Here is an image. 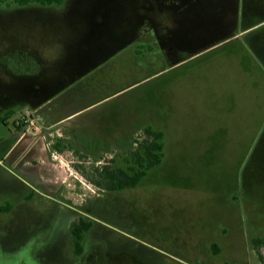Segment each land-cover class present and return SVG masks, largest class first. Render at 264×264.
Instances as JSON below:
<instances>
[{"label": "rangeland", "instance_id": "rangeland-1", "mask_svg": "<svg viewBox=\"0 0 264 264\" xmlns=\"http://www.w3.org/2000/svg\"><path fill=\"white\" fill-rule=\"evenodd\" d=\"M257 2L256 21L264 19V0ZM168 4L71 0L28 13L40 6L0 0V115L13 111L0 123V206L10 204L0 210V264H261L252 238L264 240V141L259 153L256 128L264 125V92L255 89L263 97L254 126L246 101L226 105L227 90L238 86L226 69L245 55L239 40L169 66L167 51L185 35L176 32ZM158 24L170 28L163 36L168 45L138 42L141 25L151 31ZM195 34L197 40L218 35L201 26ZM245 39L264 47V21ZM25 59L40 61L37 70V62ZM71 82L77 107H87L71 125L166 128L170 164L154 166L134 188L99 186L107 181L104 169L135 165L143 128L101 150L73 138L47 148L32 140L2 156L12 133L31 126L30 102ZM34 83L41 89L30 92ZM51 150L61 154L57 167ZM79 216L92 226L84 236L87 251L77 256L69 225ZM258 250L264 258V243Z\"/></svg>", "mask_w": 264, "mask_h": 264}, {"label": "crops", "instance_id": "crops-1", "mask_svg": "<svg viewBox=\"0 0 264 264\" xmlns=\"http://www.w3.org/2000/svg\"><path fill=\"white\" fill-rule=\"evenodd\" d=\"M162 1V0H161ZM71 3V0H64V2L60 5H40L36 3H31L34 5H38L40 7L30 8L28 9V13H36V12H44L48 9L58 8L61 9L63 6H68ZM257 0H169V8L172 11V15H174V20L176 23L174 24V28L176 32L185 35V39L174 40L172 43L173 52L168 50L167 56H169L170 64L169 66H174L182 63L184 60L188 58L197 59L203 55L215 53L224 46L225 44H229L233 40H239L238 47L245 52V55H237V58L234 57V62L232 66H229L226 70L231 71L234 74V81L238 85L231 89V91L227 90L226 94V105L228 108L230 107H238L239 105H243V102H247L250 106V110L247 112L251 116V120H249V124L255 121V112L254 110L260 111L257 109V103L262 100V94H256L255 89L260 86V90L264 92V47L253 40H246L245 38L251 34L255 27L260 24L263 20L256 21L254 16L257 14ZM17 5V4H16ZM30 5V4H28ZM19 6V5H18ZM27 6V5H24ZM56 6V7H53ZM198 8H197V7ZM23 7V6H19ZM24 10L23 8H20ZM25 11V10H24ZM55 11V10H53ZM146 16L144 17V20ZM147 20V19H146ZM144 21V23L146 22ZM220 21V22H219ZM223 21V22H222ZM201 26L207 32L215 31L218 35L213 38L206 39L208 34H203L200 39L197 40L195 37V33L197 28ZM145 26L141 25L137 34L138 42L144 43H154L159 42L161 44L168 45L169 43L164 40V33L171 34L170 28L168 26H162L158 24L157 26H152V30L148 31ZM157 27V29H156ZM155 28V29H154ZM175 32V31H174ZM194 36V38H193ZM242 41H241V40ZM132 39L128 40L130 44ZM201 40V41H200ZM200 41V43H198ZM198 45V46H197ZM154 47L152 45H148L147 49L151 50ZM169 52V53H168ZM177 52L178 55H175ZM180 52V53H178ZM174 57H172L173 55ZM236 56V55H235ZM30 62H34L35 66L34 70H37L39 67L40 61H31L30 59H25ZM218 60V59H217ZM216 60V61H217ZM237 60V62H236ZM25 61V62H27ZM224 64V60L221 59ZM37 62V63H36ZM224 68V67H222ZM225 69V68H224ZM29 71H24V74L27 76H31V73H34L30 69ZM19 74V75H24ZM75 83L71 82L62 86L59 90L52 92L48 95H45L40 100L31 101L30 105L32 107V111L30 110L32 116L34 117L31 120V126L24 130H18L12 133V139L7 141L2 148V156L10 155L11 149L14 145H18L22 142L24 144L29 145V143L34 140V143L41 142L42 148L51 147L65 139H77L78 143H82L83 145L89 142L91 145H96V147L101 150L100 146L103 149H106L110 145H115L118 139L130 138L134 133L140 132L142 128L146 126H151L154 129L161 130L164 134L163 136V157L159 164L161 166H168L171 162V158L164 157L165 155V141L167 140V129H159L155 128L151 124H143L141 126L131 127L129 131L126 132H117L116 127L109 125H100L95 130H88L85 127V124H73L71 125L69 121H73L76 117H78L87 107H77L75 103V97L72 96V91ZM250 86L251 88H243V86ZM22 88V87H21ZM23 89V88H22ZM30 92L36 89H41L40 84L34 83L32 86L29 85ZM244 91V93H243ZM253 91L255 94H253ZM243 94V99H242ZM30 99V98H29ZM25 99V100H29ZM252 100H256L255 104H250ZM219 107H222V104H218ZM244 107L242 108V110ZM10 110V109H8ZM6 110V111H8ZM246 112V111H245ZM75 123V122H73ZM223 126L221 123L217 126ZM254 126V125H249ZM258 128V143L264 141V125L259 124L256 126ZM260 143L258 147V151L260 153ZM44 145V146H43ZM206 145V144H205ZM207 148V147H206ZM82 151L85 149H82ZM27 152H31V147L28 146L23 154H27ZM201 152V149H200ZM51 154L54 158H56L59 163H54L53 167L59 166L61 160L59 157L60 153L51 150ZM260 155V154H259ZM169 157V156H167ZM61 158V157H60ZM166 158V159H165ZM259 159V157H258ZM56 160V161H57ZM57 164V165H56ZM155 165V166H157ZM154 167V166H153ZM152 167V168H153ZM150 168L149 170H151ZM162 168V167H161ZM173 168L175 166L173 165ZM148 170V171H149ZM146 174L141 178V180L147 175ZM140 180V181H141ZM139 181V182H140ZM134 187H137L140 183ZM143 185V184H142ZM128 187V188H134ZM126 189V188H124ZM123 190V189H121ZM111 191V190H105ZM117 191V190H112ZM90 218V215L83 214ZM91 220V219H89ZM92 221V220H91ZM225 232V230H224ZM85 236V235H84ZM84 241V239H83ZM72 243V240H71ZM212 245V244H211ZM73 247V246H72ZM212 247V246H211ZM89 249V247H88ZM86 245L83 243V252L86 253ZM80 253L79 255H81ZM78 256V255H77ZM233 263V262H231ZM38 264V263H37Z\"/></svg>", "mask_w": 264, "mask_h": 264}, {"label": "trees", "instance_id": "trees-1", "mask_svg": "<svg viewBox=\"0 0 264 264\" xmlns=\"http://www.w3.org/2000/svg\"><path fill=\"white\" fill-rule=\"evenodd\" d=\"M19 6L36 3L40 5H60L64 0H13ZM13 111L9 110L5 114L0 115V123L6 124L7 119ZM143 136V139L138 143V148L134 153V164L128 167V171L122 168L115 170L104 169V178L107 180L105 184L99 185L105 190H121L128 187H134L138 184L146 172L153 166L159 164L163 157V132L146 126L140 132L137 138ZM10 204L0 206L1 211H9ZM92 221L86 220L83 217H78L69 225L71 234L73 253L79 255L83 251V239L85 233L91 228ZM255 253L261 264H264V258L258 250V247L264 243L263 238H252ZM214 254L218 253L219 249L215 243L212 244ZM223 264H245L242 262H224Z\"/></svg>", "mask_w": 264, "mask_h": 264}, {"label": "flooded vegetation", "instance_id": "flooded-vegetation-1", "mask_svg": "<svg viewBox=\"0 0 264 264\" xmlns=\"http://www.w3.org/2000/svg\"><path fill=\"white\" fill-rule=\"evenodd\" d=\"M80 217V216H79ZM82 217V216H81Z\"/></svg>", "mask_w": 264, "mask_h": 264}]
</instances>
